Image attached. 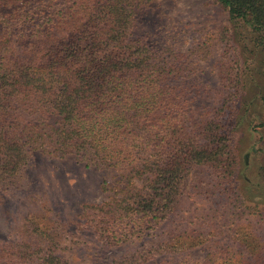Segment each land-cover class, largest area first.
<instances>
[{
  "label": "rangeland",
  "instance_id": "1",
  "mask_svg": "<svg viewBox=\"0 0 264 264\" xmlns=\"http://www.w3.org/2000/svg\"><path fill=\"white\" fill-rule=\"evenodd\" d=\"M40 6L46 11L38 10ZM72 6L81 9L82 16L73 14L75 23L67 24L70 32L94 23L83 17L84 0H0L2 41L11 40L24 55L33 46L51 47L57 37L70 43L73 38L64 35V20L54 39L42 33L53 27L49 17L64 15ZM139 38L165 69L163 87L171 110L162 112L161 123L198 128L205 121L214 133L231 136L235 161L232 178L221 185L214 181L212 167L193 168L169 221L159 229L162 238L207 235L210 241L150 264H210L236 252L254 263L233 238L251 223L264 250V51L254 43L250 25L231 21L229 9L217 0L140 4L130 29V40ZM60 120L45 118L51 125ZM51 150L49 146L36 152L27 169L0 189V264H43L51 248L64 264H111L135 250L130 242L116 244L106 238L110 229L125 228L124 221L134 217L135 212L124 209L131 195L127 192L142 186L133 167L87 166L73 153L60 158ZM135 215L137 220L142 217ZM138 229V236L148 233L143 226ZM34 251L41 254L32 256ZM255 264H264V251Z\"/></svg>",
  "mask_w": 264,
  "mask_h": 264
},
{
  "label": "trees",
  "instance_id": "2",
  "mask_svg": "<svg viewBox=\"0 0 264 264\" xmlns=\"http://www.w3.org/2000/svg\"><path fill=\"white\" fill-rule=\"evenodd\" d=\"M151 1L84 0L83 17L93 18V24L83 23L70 32L67 24L75 23L73 14L82 16L81 9L72 6L64 15L49 17L53 27L42 34L50 39L59 36L58 25L64 20V35L70 34L73 41L62 43L57 37L51 47L33 46L26 55L11 40L2 41L0 31V189L27 169L36 152L49 146L58 157L73 153L87 166L133 167L142 186L127 192L131 195L124 209L142 217L137 220L134 214L131 222L124 221L125 228L110 229L106 238L136 248L111 264H150L207 244L211 236L162 238L159 229L169 221L193 168L212 167L219 185L234 173L228 133H214L205 121L189 128L164 126L159 120L164 110H171L163 87L164 66L155 63L144 40H130L135 8ZM217 1L229 9L231 21L250 25L254 43L264 51V0ZM38 10L46 11L44 6ZM46 116L61 120L47 124ZM140 226L148 233L144 230L138 236ZM233 239L254 263L236 252L210 264H255L262 259L263 241L251 223ZM48 251L43 264H64L53 248ZM40 254L34 251L32 256Z\"/></svg>",
  "mask_w": 264,
  "mask_h": 264
}]
</instances>
